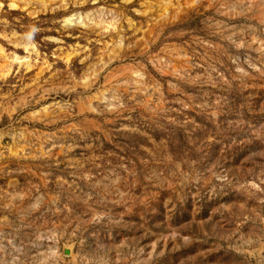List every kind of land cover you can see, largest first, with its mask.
Segmentation results:
<instances>
[{
  "label": "rangeland",
  "instance_id": "rangeland-1",
  "mask_svg": "<svg viewBox=\"0 0 264 264\" xmlns=\"http://www.w3.org/2000/svg\"><path fill=\"white\" fill-rule=\"evenodd\" d=\"M0 264H264V0H0Z\"/></svg>",
  "mask_w": 264,
  "mask_h": 264
},
{
  "label": "bare ground",
  "instance_id": "bare-ground-1",
  "mask_svg": "<svg viewBox=\"0 0 264 264\" xmlns=\"http://www.w3.org/2000/svg\"><path fill=\"white\" fill-rule=\"evenodd\" d=\"M77 17H75V16H73V17H71V18H69L68 19V22H70V23H72V22H74V21H77ZM80 22V21H79ZM74 25V24H73Z\"/></svg>",
  "mask_w": 264,
  "mask_h": 264
}]
</instances>
